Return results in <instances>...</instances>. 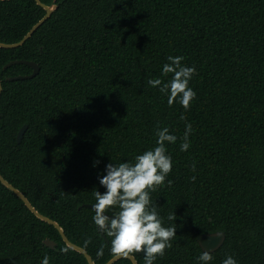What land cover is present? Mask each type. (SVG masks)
<instances>
[{
  "label": "trees",
  "instance_id": "obj_1",
  "mask_svg": "<svg viewBox=\"0 0 264 264\" xmlns=\"http://www.w3.org/2000/svg\"><path fill=\"white\" fill-rule=\"evenodd\" d=\"M55 4L22 47L0 48V175L95 264H105L115 255L86 207L96 202L93 189L104 191L97 177L111 161L153 148L155 131L167 126L178 137L167 145L173 167L151 198L164 226L176 223L177 232L155 264H196L197 237L215 232L225 240L210 253L211 264L227 255L237 264H264V0ZM44 15L34 0H0V43L20 41ZM169 55L196 68L188 110L169 106L147 84L167 82L171 74L161 72ZM12 61L33 62L39 73L9 81L33 72L22 63L4 68ZM185 123L193 128L191 146L180 151ZM173 212L175 222L167 219ZM64 248L56 229L0 183V264H40L45 255L50 264H87Z\"/></svg>",
  "mask_w": 264,
  "mask_h": 264
},
{
  "label": "clouds",
  "instance_id": "obj_2",
  "mask_svg": "<svg viewBox=\"0 0 264 264\" xmlns=\"http://www.w3.org/2000/svg\"><path fill=\"white\" fill-rule=\"evenodd\" d=\"M167 63L162 66V77L170 78L165 82L162 78H151L147 84L158 88L167 97L169 106L179 103L188 110L194 101L196 93L189 86L196 74L195 66L189 67L182 63L183 56L167 57ZM185 117L181 116V120ZM193 132L192 125L185 123L184 135L179 145L180 151L190 148L189 137ZM155 146L136 155L132 161H122L118 164L112 161L105 165L103 174L98 175L99 186L103 192L93 189L95 203L91 206L94 211L92 221L97 229L108 237L109 250L113 255L127 257L133 253L143 252L144 264H155L157 257H162L165 250L171 247V241L176 237V223L164 226L157 202L151 198V193L163 185L172 171L173 160L168 154L167 145L175 144L178 137L170 133L167 126L155 131ZM99 162H94L96 167ZM195 166H193L194 169ZM195 180V177H192ZM168 185L172 184L167 180ZM117 209L109 216L111 209ZM167 219L176 221L175 212ZM85 241V246L90 243ZM69 249H62L67 252ZM104 248L97 251L102 257ZM213 256L201 252L196 257V264H211ZM40 264H50V258L45 255ZM222 264H237L232 255H227Z\"/></svg>",
  "mask_w": 264,
  "mask_h": 264
},
{
  "label": "water",
  "instance_id": "obj_3",
  "mask_svg": "<svg viewBox=\"0 0 264 264\" xmlns=\"http://www.w3.org/2000/svg\"><path fill=\"white\" fill-rule=\"evenodd\" d=\"M1 1H7V0H1ZM35 3L41 7L45 11V15L35 24L32 26V28L26 33V35L18 42L13 43V44H4L0 43V48L2 49H16L19 47H22L27 40H29L32 35L51 17V15L56 11L57 9V4H55V0L51 5H45L43 4L40 0H34ZM26 64L32 67L33 72L29 76H16V77H10L7 80L9 81H15V80H23V79H31L35 77L39 73V67L33 63V62H27V61H12L8 63L4 68L10 67L15 64ZM2 92V82L0 80V94ZM26 130V127L24 126L19 134L17 140L19 141L23 134L24 131ZM0 183L6 187L9 191L14 193L24 204V206L40 221L54 227L56 231L59 233L61 240L64 242V244L71 250L79 253L84 257L86 260L87 264H95L90 257V255L81 247L73 244L72 242L69 241V239L66 237L63 229L59 226V224L46 216H43L40 214L29 202V200L15 187H13L9 182H7L1 175H0ZM86 207L92 209L90 205H87ZM101 235H103V231L98 230ZM225 240V234L223 232H215L212 234H202L197 237V243L202 250V252H207V253H213L216 250H218L221 245L223 244ZM45 245L51 249L54 248V243L52 241H45ZM137 255L143 256V252L141 253H136ZM121 259H127L131 262V264H138L135 256L129 255L127 257L124 256H113L110 260H108L105 264H115Z\"/></svg>",
  "mask_w": 264,
  "mask_h": 264
}]
</instances>
